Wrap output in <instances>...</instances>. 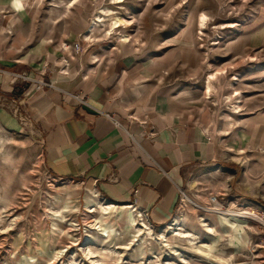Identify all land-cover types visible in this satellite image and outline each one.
Segmentation results:
<instances>
[{
  "label": "rangeland",
  "instance_id": "374dc122",
  "mask_svg": "<svg viewBox=\"0 0 264 264\" xmlns=\"http://www.w3.org/2000/svg\"><path fill=\"white\" fill-rule=\"evenodd\" d=\"M74 1L44 0L40 7L45 12L54 8L60 15ZM111 2L80 0L68 10L92 22L98 8H107L130 21L131 26L121 32L138 38L139 45L121 43L122 47H128L127 53L144 66L153 84L169 95L170 104L206 128L217 145L218 161L203 165L183 189L198 204H206L214 195L233 211L264 210V124L255 122L264 115V0ZM203 12L210 22L199 40L195 25ZM228 25L235 27L221 29ZM108 26L106 21L105 27L86 35L87 40L92 37L88 42H113V37H104ZM114 38L119 42L118 35ZM249 57L258 60L250 62ZM230 64L233 69L207 99L204 87L209 76ZM235 75L240 80L232 82ZM234 91L243 95L239 113L226 100ZM240 151L249 159L247 165L236 160ZM100 199L80 181L57 178L48 169L43 139L35 126L11 129L0 124V264H262L257 251L261 229L248 219L230 217L222 222L209 215L206 222L201 220L204 215L188 206L187 222L196 221L175 226V232L167 227V232L148 226L133 208L129 210L133 218L128 212L119 214L120 209L115 212L102 205L96 209ZM90 208L96 212L90 213ZM125 218L133 220L134 231L128 235ZM201 224L214 233L208 234ZM141 225L152 228L154 239L147 229L132 245ZM180 228L191 232L195 243L179 235ZM109 230L111 236L104 237ZM167 243L183 249L180 258L171 254ZM196 245L210 246L213 258L196 253ZM90 251L97 257L90 259Z\"/></svg>",
  "mask_w": 264,
  "mask_h": 264
},
{
  "label": "crops",
  "instance_id": "0c3cea01",
  "mask_svg": "<svg viewBox=\"0 0 264 264\" xmlns=\"http://www.w3.org/2000/svg\"><path fill=\"white\" fill-rule=\"evenodd\" d=\"M43 2L0 0V124L35 126L48 169L99 195L96 209L133 218V208L148 226L167 232L169 225H191L196 219L187 222L190 209L179 189L218 161L213 137L170 104L125 44L114 36L109 44L88 42V17L69 8L45 12ZM255 122L263 125L264 115ZM128 218L122 219L126 235L134 231Z\"/></svg>",
  "mask_w": 264,
  "mask_h": 264
},
{
  "label": "bare ground",
  "instance_id": "6f19581e",
  "mask_svg": "<svg viewBox=\"0 0 264 264\" xmlns=\"http://www.w3.org/2000/svg\"><path fill=\"white\" fill-rule=\"evenodd\" d=\"M79 1L80 0H76L73 3H71L69 8L72 9L74 6L77 5V3ZM127 1L128 0H112L111 4L121 5V4H125ZM184 4L186 5V2L183 3V5ZM98 9L99 10H98L96 16L94 17V19L90 23V29H91L90 31H91V33H93L95 31V29H97V28L105 27L106 26V21H109V26L105 30V36L106 37L111 38V37H113L115 35H118L119 41L121 43L125 44V45H130V44H133V43L134 44L136 43V45L133 44L136 47L139 45L138 38L134 39L133 36H131L129 34H124V33L121 32V29H127L128 27L131 26V22L130 21H128L127 19H125L123 17L118 16V13H115L113 10H110V9H107V8H98ZM209 22H210V17L205 12L200 14L198 16V18L196 19L195 28H196V30L198 32L199 40H203V37L205 36V33H206V31H207V29L209 27ZM232 27H235V25L221 26V29L232 28ZM87 36H86V38H87ZM90 39L91 38H89L88 40H90ZM214 45H218V43H215ZM247 60L250 61V62H255V61L258 60V58L249 57ZM229 69H233V65L232 64L229 65V68L224 67L223 69H218L216 73H214V74L209 76V78H208V80H207V82L205 84V87H204V95L206 96L207 99H211L213 97V95L215 94V92H216L215 84L219 83L222 78H227L228 73H229ZM239 80H240L239 75H235V77L232 79V82H237ZM235 84L236 83H232V87H234ZM226 100H228V102L233 106V110L235 111V113H239L241 111V103H242V100H243V95H242L241 92L234 91L233 95L227 97ZM236 160H238V161H240V162H242L243 164H246V165L248 164V161H249L248 158L243 157V152H241V151H240V154L237 155ZM95 212H96L95 209L90 208V213H95ZM133 212H135V211H133ZM222 217L231 219L229 216H222ZM204 226H205L206 230L208 231V233H210V234L213 233L214 230L212 228H209V226L207 224H205ZM147 229H149L147 227V225L139 226L138 230H136V233H138L137 236H135L136 238L134 237L133 241L130 242V243L132 245H135L134 242H136V241L139 242L140 239L139 240H137V239L140 238L141 236H143V234L146 233ZM168 229H171L174 232L176 231L175 225H171ZM178 233H180L179 235H181L182 237L187 238L190 243H192V244L195 243L194 241L196 239H195L194 235H190L189 233L188 234L187 233L184 234V233H181V232H178ZM111 234L112 233L109 230V232L104 234L103 236L106 237V238H109L111 236ZM149 235H150V239H154V233L150 229H149ZM147 237H149V236H147ZM163 239H164V243H166L167 242L166 241V236L165 237L163 236ZM166 245H168V247L171 250H173V251H171L172 252L171 254H173V255H176V256L178 255V257H179L183 253V251H182L183 249L171 248V246L168 243ZM209 248H210V246H202V245H198L197 246L196 245L194 247V251L196 253H199V254H201L204 257L209 259V258H213L212 254H211V250ZM94 254L95 253L91 252V251L88 253V256L90 257V259L94 258V256H95ZM95 257H97V256H95ZM103 257L109 259V256H107L105 254L103 255ZM219 261H221V260H219ZM210 264H213V263L210 262Z\"/></svg>",
  "mask_w": 264,
  "mask_h": 264
},
{
  "label": "built area",
  "instance_id": "2783aa9c",
  "mask_svg": "<svg viewBox=\"0 0 264 264\" xmlns=\"http://www.w3.org/2000/svg\"><path fill=\"white\" fill-rule=\"evenodd\" d=\"M86 39V38H85ZM86 41V40H84ZM74 49L76 51L81 50L80 42L75 43ZM45 85V84H41ZM80 102L85 103L84 99H78ZM109 119H111L116 126H121L120 121L115 119L112 115H107ZM181 195V203H184V207L191 206L195 210H198L203 217L201 220L205 221L206 216L208 215H216V216H229L231 218H244L252 221L259 229H261L262 233V241L259 245H257V251H260V260L261 263L264 264V210L261 211H233L231 209L226 208V206L222 203L219 197L211 195L209 197V201L206 204H198L194 199L190 198L187 192L183 189H179Z\"/></svg>",
  "mask_w": 264,
  "mask_h": 264
}]
</instances>
